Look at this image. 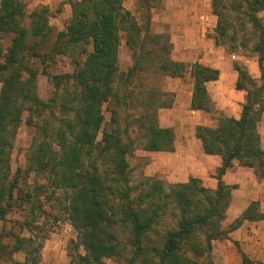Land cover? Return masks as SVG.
I'll return each mask as SVG.
<instances>
[{
  "label": "trees",
  "instance_id": "1",
  "mask_svg": "<svg viewBox=\"0 0 264 264\" xmlns=\"http://www.w3.org/2000/svg\"><path fill=\"white\" fill-rule=\"evenodd\" d=\"M163 1L136 0L139 23L123 7L124 0H78L70 4L64 28L55 32L49 20L58 10L41 7L28 14L22 0H0V222L15 207L27 205L30 220L14 223L21 233L30 232L37 228L40 198L61 206L56 194L63 193L68 202L65 214L83 250V255H76L77 264H106L103 260L203 264L179 255V247L197 232L204 235L206 248L211 241L224 238L221 223L232 188L221 177L237 163L253 169L257 179L264 178V149L258 134L264 85L256 87L247 71L234 65L239 74L236 87L247 93L240 118L220 117L215 127L196 129L204 153L222 158L216 190H207L193 179L172 185L167 192L158 182L143 200L132 195L135 188L129 186L128 156L136 149L173 150L172 130L158 125L159 111L169 108L172 98L156 88L154 79H181L189 70L191 110L214 111L206 83L217 80L219 71L199 63L188 68L173 60L169 35L151 31V11ZM210 8L217 18L215 46L255 53L262 72L264 25L258 14L264 11V0H211ZM122 39L132 59L125 72L118 68ZM58 56L70 59L71 74L39 73L35 68L36 62L46 66ZM39 74L46 76L49 85L46 100L37 93ZM109 103L114 108L106 122ZM23 120L35 129V136L26 150L25 171L13 173L11 153ZM30 174L34 184L21 185L20 178L25 181ZM41 177L47 178L46 183ZM118 183L122 186H114ZM167 201L179 210V219L173 229L159 236ZM258 206L251 202L231 230L243 220H264ZM19 241L16 236L14 249ZM13 253L5 249L0 231V264L39 263L28 252L18 262ZM242 264L250 263L243 257Z\"/></svg>",
  "mask_w": 264,
  "mask_h": 264
},
{
  "label": "rangeland",
  "instance_id": "2",
  "mask_svg": "<svg viewBox=\"0 0 264 264\" xmlns=\"http://www.w3.org/2000/svg\"><path fill=\"white\" fill-rule=\"evenodd\" d=\"M77 0H49L44 2L49 8L50 11H59L53 17L50 18L51 27L54 29L55 32L60 31L64 28V24L66 20L70 17V4L76 2ZM25 3V7L27 10H32L39 4H35L34 0H23ZM128 0H126L127 4ZM168 0H164L163 3L154 10L151 11V22L150 28L151 31L158 33V34H167L170 37V41L172 43V52L171 57L173 60L177 62H183L188 68L190 65L193 64L191 60L181 61V54H178V50H175L174 44L172 42L171 33L166 31L168 29V21H165L161 15V11L165 8ZM199 3H191L185 2L186 8L193 7L196 9L193 13L197 12V8L201 6L204 9H207V5L210 6L209 2ZM43 5V4H42ZM124 7V6H123ZM199 7V8H201ZM126 10V9H125ZM131 11H129L139 23H141V15L140 12L136 9V3L134 0V4L131 6ZM211 11V8H210ZM258 17L261 19L262 24L264 25V11L258 14ZM188 20V19H187ZM217 23V18L213 22L205 21L207 25L206 28L208 29L207 33L204 34L202 39L204 40H212L214 36V29ZM175 24V23H174ZM174 24H171L174 25ZM176 30V29H175ZM174 34H176L174 32ZM183 33L177 34L179 37H183ZM189 36V35H187ZM190 37V36H189ZM200 37V35H199ZM188 42H190L188 37L185 38ZM253 41H256L253 39ZM124 39L121 40V44L118 50V68L120 72H125L128 68L132 65L131 53L127 49L124 43ZM7 43V42H5ZM194 43V41L192 42ZM224 51L225 57H230L232 55L236 57L242 58V60L235 59L232 61L233 66L237 65L241 69L247 71V64L244 63V59L254 60L256 63V72L257 77L254 79L255 86L261 87L264 85V80L261 78L262 74L264 73V69L261 72L258 65V58L255 53H250V51L244 52L243 50L231 51L227 47L222 48ZM87 51H91V47H87ZM35 68L38 69L39 73L47 72L52 75L56 74H63L68 73L71 74L73 72V66L71 65V61L67 57L58 56L54 62L49 63L46 66H40L38 62L35 63ZM262 73V74H261ZM177 79L171 80L168 77H156L153 81V84L156 88H159L161 91L167 94L169 98H172V101L175 97V90L178 87L185 85H190L191 81L189 78V70H187L185 76L176 82ZM173 81V82H171ZM48 89L49 85L47 82V78L43 74H39L37 78V93L42 100H46L48 96ZM167 99V97H166ZM108 112H105L104 117L105 121L108 122L110 119V112L113 111V105L109 103L106 105ZM161 111L158 113V125L159 127L164 125H173V123H177L176 130H174V136L180 138L183 134V130L181 129V119L180 118H170L160 115ZM26 116V115H25ZM24 116V118H25ZM211 120L216 123V121L221 117L220 114L212 113L210 115ZM176 133V134H175ZM262 135L264 137V128L262 129ZM35 136V129L31 127H27L23 123L19 127L15 140H14V147L11 153V168L12 172L14 173L16 169H22V173L25 171L27 162H26V150L29 148L32 139ZM186 137V136H183ZM165 158V155H159L158 153H151V152H144L140 149L134 150L127 158L128 168H129V186L134 187L135 191H133L132 195L134 197L141 196L142 200L146 196V192L149 191L151 185L160 184L159 187L163 189V191H168L170 186L176 185L170 183L172 178H170V174H168V165L161 164L164 160L161 158ZM23 174H21V177ZM31 176V177H30ZM24 177V176H23ZM39 177V176H38ZM33 175L30 174L27 179L20 178L21 185L24 182H28L30 186L34 184ZM46 177H41L40 181L46 183ZM180 180V179H178ZM258 180V179H257ZM181 184V183H177ZM114 186L120 187L122 186L120 183L115 184ZM60 196L61 198V206L56 204L52 201H47L44 196L40 201L39 211L36 213L37 219L34 222V225L37 226L36 229H32L30 232H20L18 228V224L14 223V221H20L27 219L30 220V215H27L29 207L24 205L22 209L17 207L14 208V212L8 215L6 221L0 222V231L3 235V245L7 252H14L13 253V260L15 259L18 262H23L27 257V252L31 254V258H36L41 264L43 261V255L50 256L53 251L60 252L62 258L67 259V264H77L76 262V255H83V250L80 246L77 245V238L76 232L69 224L67 219V215L65 214V207L68 202L64 201L65 195L63 193H58L56 196ZM45 199V200H44ZM168 208L163 213V218L160 220V227L158 230V235L161 236L167 229H173L176 225L177 220L179 219V210L177 208H172L169 201ZM258 203V202H257ZM259 205V203H258ZM259 209V206H258ZM260 210V209H259ZM236 212H228L225 213V218L221 223V229L224 238L213 240L211 241L208 248L205 246L204 235L197 232L193 236V238L184 244H180L179 247V255H184L185 259H191L196 263H203V264H226L231 263L234 264V261H230L231 257L227 256V249H223L221 244L227 245L225 240L229 239V234L233 231L231 227L236 225L237 219L236 218L233 222H231L235 217ZM234 215V216H233ZM228 218V219H227ZM6 233H8L6 235ZM11 235H10V234ZM18 236L20 241L18 243V249H14L16 246L15 238ZM37 245H39L37 247ZM221 245V246H220ZM232 247V243L230 242V246ZM237 248V247H235ZM17 250L18 252H16ZM35 251V253L33 252ZM222 250V254L221 251ZM34 253V255L32 254ZM130 256V253H129ZM39 257L40 259L38 260ZM128 258V256H126ZM71 261H73L71 263ZM106 264H116L114 260H103ZM7 264V263H6Z\"/></svg>",
  "mask_w": 264,
  "mask_h": 264
},
{
  "label": "crops",
  "instance_id": "3",
  "mask_svg": "<svg viewBox=\"0 0 264 264\" xmlns=\"http://www.w3.org/2000/svg\"><path fill=\"white\" fill-rule=\"evenodd\" d=\"M34 1L35 4L39 5L32 10L26 9L28 14L37 8H48L44 2L46 3L49 0ZM186 1L202 4V1L209 2L211 0H168L165 8L161 11V15L165 21H168V29L166 31L171 33L174 48L178 50V54H181V61L191 60L193 64L199 63L219 71L217 80L206 83V90L213 102L214 111L209 113L203 110H191L192 83H190L189 87L185 85L178 87L175 90L172 105L169 108L161 109L160 115L162 116L163 113V116L167 118H180V126L185 134L180 138L174 136L172 151L151 153H158L161 156L165 155V158L161 157L163 160L165 159L161 164L168 165V174L172 178V181H169L170 183L183 184L194 179L199 182L201 187L214 191L219 182L218 172L222 167V158L218 155L204 153L202 144L196 137V129L198 127H215L218 120L215 123L210 117L214 112L220 114L221 118L236 120L240 118L247 93L245 90L237 89L236 87L239 74L234 69L232 61L235 59L242 60V58L234 55L225 57L223 49L215 46L214 41L202 39L208 31L205 21L213 22L215 16L212 15L208 5L207 9L199 6L201 8L198 7L197 12L193 13L196 9L192 6L186 8L184 4ZM133 4L134 0H128L127 4L126 0L123 2V6L127 11H131ZM171 24L174 25L171 26ZM49 25L51 26L50 22ZM181 33L184 34L183 37L177 36V34ZM186 37L189 38L190 42L185 39ZM193 41L194 43H192ZM244 63L247 64L249 76L255 79L257 73H255L256 63L254 60L247 58L244 59ZM173 79L171 78V80ZM175 79L179 80L180 78ZM176 125L177 123L175 122L173 125H164L160 128H167L173 132L176 130ZM263 128L264 114L258 123V134L262 149H264ZM221 181L232 188L228 212H236V214L235 216L233 215L235 218L231 222L243 214L251 202H258L260 212L264 213V178L257 180L253 169L233 163L232 167L227 169L221 177ZM225 242L227 245L222 243V246H220L225 250L227 249V256L231 257L230 261H234V264H242L243 257L250 264H264V220H243L229 234V239L225 240ZM230 242L232 247H229ZM219 251L222 254V250ZM41 264H67V259L62 258L60 252L53 251L50 256L43 255Z\"/></svg>",
  "mask_w": 264,
  "mask_h": 264
}]
</instances>
